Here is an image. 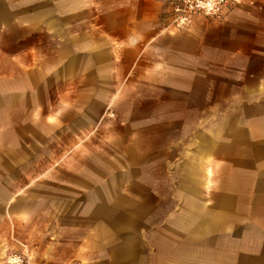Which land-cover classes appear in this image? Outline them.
<instances>
[{"label":"crops","instance_id":"obj_1","mask_svg":"<svg viewBox=\"0 0 264 264\" xmlns=\"http://www.w3.org/2000/svg\"><path fill=\"white\" fill-rule=\"evenodd\" d=\"M53 2L45 18L60 31L69 27L59 37L70 47L63 70H82L62 110L82 128L103 129V143L117 150V158L95 162L108 176L86 171L71 182L78 189L55 194L82 200L63 212L59 202L48 245L55 263L264 264V0H243L223 18L196 16L185 29L169 26L171 0ZM14 22L13 4L0 0V26ZM12 75L0 80L1 217L16 215L26 238L29 180L24 158L11 156L24 150L13 112L28 124L29 104L39 110L45 83L32 86L35 98L29 80ZM79 87L84 92L72 95ZM102 109L114 117L102 118ZM146 151L157 152L153 160L143 159ZM173 163L176 175L153 171ZM147 167L150 174L127 171ZM154 196L164 206L143 211L142 201ZM37 239L36 255L49 259Z\"/></svg>","mask_w":264,"mask_h":264},{"label":"rangeland","instance_id":"obj_2","mask_svg":"<svg viewBox=\"0 0 264 264\" xmlns=\"http://www.w3.org/2000/svg\"><path fill=\"white\" fill-rule=\"evenodd\" d=\"M29 1L7 0L14 6L15 22L8 28L6 25L0 26V80H4L7 71L13 69L12 79L16 81L29 80L27 85L30 86L31 94L36 91L35 98L38 96V92L32 86L38 82L40 86L43 82L45 83L43 88L41 86L39 110L38 104L33 103L34 101L29 104L30 121L28 124L23 122L21 111L13 112V122L19 134L23 130V137H20L23 140L24 150L23 152L14 150L11 152V156L14 155L18 159L24 158V184L27 177L29 180L28 188H26L29 191L30 203L29 234L26 238L21 236L22 227L17 223L16 215L7 214L1 217V213L5 212V207L0 201V264H10L8 260L15 254L22 255L24 264H58L53 258V247L48 245L53 240L54 230L60 223V203H62L63 212L69 207H75L82 200L60 201L59 198H55V194L59 195L61 191L67 193L71 191V186L74 187V190L78 189L79 187L71 182H79L77 177L86 176V171H94L100 177L108 176L109 169L95 166L97 164L95 162L117 158L114 156L117 155V150L113 149L111 145L103 143V129L98 128L92 132V125L82 128L76 124L77 120L71 117L73 115L69 109L62 110L66 105H69L72 92L70 82H82V70L79 65L72 74L70 71L63 70L62 61L68 56L70 47L59 37L64 34L68 35L69 27L64 28V25H61L63 31H60V24H57L53 17L45 18L56 8L53 0H34L35 2L28 3ZM40 14L44 15V18H39ZM76 29L78 32L81 31L79 26ZM83 90L80 87L74 89L72 95H79L84 92ZM64 100L67 102L66 105ZM55 112L60 117L59 119L52 118V114ZM101 115L102 118L114 117L111 109H102ZM116 129L119 130V128ZM146 139H143V144H146ZM238 140L239 143H245L244 136H239ZM255 147L259 149L260 144L255 143ZM123 153L128 158L140 155L137 151ZM156 153V151H146L144 155L142 154L143 159L153 160L151 156ZM248 155L251 154L248 153ZM170 156L175 158L176 152H171ZM241 156L245 157V153L243 152ZM25 165L27 166L25 167ZM86 165H93V167H85ZM151 170L147 167L128 169L127 171L132 176V173L150 174ZM177 170L176 163L167 166V168H153V171L158 175L164 173L176 175ZM21 172L22 169L18 168L14 169L12 174L19 176V187L16 188L22 186ZM141 186L145 192H149L148 184ZM39 191L41 199L38 196ZM260 203L264 204V199ZM150 204L152 208L157 209L164 206V203L154 196V198L142 201L143 211H148ZM20 221L19 217V223ZM38 237H40L44 250L48 247L51 256L49 259L47 256L42 259L36 255L35 247L38 246Z\"/></svg>","mask_w":264,"mask_h":264},{"label":"built area","instance_id":"obj_3","mask_svg":"<svg viewBox=\"0 0 264 264\" xmlns=\"http://www.w3.org/2000/svg\"><path fill=\"white\" fill-rule=\"evenodd\" d=\"M243 0H171L172 22L169 26L185 29L196 16L223 18L229 10L241 4ZM10 264H24L22 255H12Z\"/></svg>","mask_w":264,"mask_h":264}]
</instances>
